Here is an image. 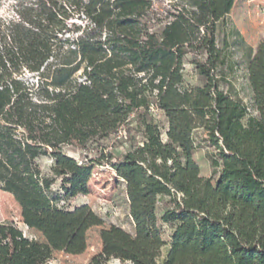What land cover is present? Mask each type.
I'll return each instance as SVG.
<instances>
[{
	"label": "trees",
	"instance_id": "obj_1",
	"mask_svg": "<svg viewBox=\"0 0 264 264\" xmlns=\"http://www.w3.org/2000/svg\"><path fill=\"white\" fill-rule=\"evenodd\" d=\"M15 1L0 17V187L45 243L1 225L0 264L85 253L104 221L87 205L58 207L52 186L61 180L63 199L86 196L105 163L126 184L135 233L103 230L91 264H264V48L247 68L256 116L220 89L217 31L235 0ZM188 68L201 85L184 87ZM198 128L216 150L211 162ZM123 130L129 150H109ZM41 157L54 161L53 177Z\"/></svg>",
	"mask_w": 264,
	"mask_h": 264
},
{
	"label": "rangeland",
	"instance_id": "obj_2",
	"mask_svg": "<svg viewBox=\"0 0 264 264\" xmlns=\"http://www.w3.org/2000/svg\"><path fill=\"white\" fill-rule=\"evenodd\" d=\"M15 0H0V17H9L13 14ZM217 45L222 50L226 59L223 67L226 81L220 83V89L228 92L232 98H239L252 107V90L248 80V63L250 56H254L260 48H264V0H235L234 7L224 23L219 25L217 31ZM252 48V52H250ZM187 81L184 87L192 88L201 85L196 72L188 68L185 71ZM29 80L35 78L27 74ZM157 124L163 131H167V123L162 115L153 112ZM247 120L244 121L246 123ZM196 143L201 147V156L205 160H213L217 157L215 148L212 146L205 130L198 128L195 131ZM105 146L116 153L124 154L130 148V142L122 136L107 141ZM69 155L81 160L78 153L66 150ZM92 156V155H90ZM83 160V159H82ZM84 161V160H83ZM46 177H53L52 167L54 161L49 157H41L36 161ZM221 162V161H220ZM210 170V169H209ZM213 170V169H211ZM57 197L58 207L66 210H74L84 205L89 206L104 221L102 226L91 228L87 233V250L81 255H68L64 252H54L47 264H91L92 260L103 251L101 232L112 227H119L134 234L135 227L129 215L126 184L110 167L109 164L95 167L89 183V193L86 196L79 195L70 199H63L64 192L61 189V180H57L52 186ZM14 224L25 237L45 243V238L34 229H29L21 215V207L14 196L0 187V226ZM173 228L165 227L163 238L166 242L162 248L160 261L165 257L171 243ZM104 264H131L112 259Z\"/></svg>",
	"mask_w": 264,
	"mask_h": 264
},
{
	"label": "built area",
	"instance_id": "obj_3",
	"mask_svg": "<svg viewBox=\"0 0 264 264\" xmlns=\"http://www.w3.org/2000/svg\"><path fill=\"white\" fill-rule=\"evenodd\" d=\"M122 134L126 138L127 134H126V132L124 130L119 134V137L122 136Z\"/></svg>",
	"mask_w": 264,
	"mask_h": 264
}]
</instances>
